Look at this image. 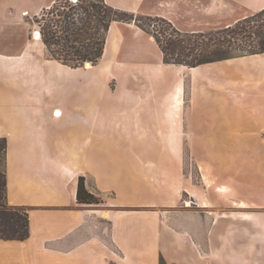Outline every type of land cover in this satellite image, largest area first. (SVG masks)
Instances as JSON below:
<instances>
[{"label": "crops", "instance_id": "0c3cea01", "mask_svg": "<svg viewBox=\"0 0 264 264\" xmlns=\"http://www.w3.org/2000/svg\"><path fill=\"white\" fill-rule=\"evenodd\" d=\"M56 1L0 0V138L7 139V202L27 208L30 218L27 240H0V264H264V181L184 177L185 146L175 143L230 132L226 107L264 110V53L197 67L169 64L153 35L135 22L113 23L101 61L114 42L118 59L112 75L136 97L138 130L132 135L166 141L170 146L159 151L178 162L149 184L159 198L83 206L77 202L80 177L90 192L105 194L101 183L112 164L105 150L96 149V138L107 132L99 129L89 106L85 111L68 104V116L58 117L60 109L51 110L46 89L62 85L64 73L93 71L101 61L70 68L36 38L40 28L31 20ZM105 1L167 20L184 33L227 28L264 10V0ZM214 150L218 154L219 146ZM116 166L125 171V191L143 189L137 166L130 167L131 174L127 166ZM98 220L104 223L99 232Z\"/></svg>", "mask_w": 264, "mask_h": 264}, {"label": "rangeland", "instance_id": "374dc122", "mask_svg": "<svg viewBox=\"0 0 264 264\" xmlns=\"http://www.w3.org/2000/svg\"><path fill=\"white\" fill-rule=\"evenodd\" d=\"M67 1L74 3L72 0H59L57 3L61 6ZM31 21L35 26V19ZM141 25L151 33L167 26L158 18L152 20L144 18ZM114 45V42L110 44L109 55L93 71L76 70L72 73H64L63 77H59L63 79L62 85L55 87L53 91L50 86L46 89L48 101L53 103L51 110L56 107L60 109L55 110V114H59L58 117L62 116L64 119L68 116V104L83 106L85 111L89 106L93 108L98 123H101L99 129L107 132L106 135L96 138L98 144L96 149L105 150L104 157L109 164H112V170L105 181L101 179L104 189L102 191L105 194H95L103 203L93 207L105 206V204L109 207V203L115 200L119 203H129L140 198L145 200L159 198L157 191L154 193L149 184H153L161 174L166 175L167 170L172 169L178 162L175 155L159 151L162 146H170L166 141L153 139L151 136L139 139L132 135L138 130L135 123L138 115L136 97L134 92L120 87L118 77L112 75V64L118 59V55L114 54ZM93 100L94 106H92ZM225 110L233 123V128H229L230 132H213L217 136L214 138L188 137L182 141L175 140L176 145L180 142L185 146V154L180 161L185 164L184 177L193 178L197 182L216 178L264 181L263 107L229 106ZM215 113L216 108L211 111L212 116H215ZM63 129L68 131L65 127ZM125 131L129 133L127 137L122 135ZM217 145L220 152L212 153ZM137 149L139 150L136 152ZM107 150L110 152L107 153ZM200 151L206 153H199ZM118 164L128 167L127 174H131L130 167H138V174H141L144 180V187L137 194L125 191L123 187L125 171L122 174L119 168L115 170ZM222 190L231 193L227 188ZM98 222L97 232L101 231L102 226L104 227L101 220Z\"/></svg>", "mask_w": 264, "mask_h": 264}, {"label": "trees", "instance_id": "16d2710c", "mask_svg": "<svg viewBox=\"0 0 264 264\" xmlns=\"http://www.w3.org/2000/svg\"><path fill=\"white\" fill-rule=\"evenodd\" d=\"M57 0L44 9L35 23L51 57L73 69L96 66L104 56L107 36L113 23L135 22L145 17L116 9L105 0H77L58 5ZM150 33L158 43L166 63L197 67L236 57L264 53V10L236 24L208 32L184 33L172 23ZM146 31V30H145ZM7 139L0 138V240L25 241L30 237L29 212L25 207L7 202ZM77 202L83 206H99L103 202L89 191L86 179L80 177ZM161 264H165L161 260Z\"/></svg>", "mask_w": 264, "mask_h": 264}, {"label": "bare ground", "instance_id": "6f19581e", "mask_svg": "<svg viewBox=\"0 0 264 264\" xmlns=\"http://www.w3.org/2000/svg\"><path fill=\"white\" fill-rule=\"evenodd\" d=\"M35 34H36V38L37 39H40L41 38V34L39 33V31L35 32Z\"/></svg>", "mask_w": 264, "mask_h": 264}, {"label": "built area", "instance_id": "2783aa9c", "mask_svg": "<svg viewBox=\"0 0 264 264\" xmlns=\"http://www.w3.org/2000/svg\"><path fill=\"white\" fill-rule=\"evenodd\" d=\"M73 2H77V0H72Z\"/></svg>", "mask_w": 264, "mask_h": 264}]
</instances>
